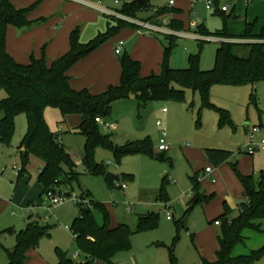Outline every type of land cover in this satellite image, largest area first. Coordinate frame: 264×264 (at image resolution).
<instances>
[{
    "label": "rangeland",
    "instance_id": "374dc122",
    "mask_svg": "<svg viewBox=\"0 0 264 264\" xmlns=\"http://www.w3.org/2000/svg\"><path fill=\"white\" fill-rule=\"evenodd\" d=\"M134 1L137 0H120L119 4H115L114 0H103L101 6L121 10L126 3ZM151 1V9L142 16L145 19L153 18L169 8V0ZM224 6H229V11L222 14L219 10ZM180 10L181 13H169L164 18L172 22L177 19L176 15H180L179 19L186 26L185 31L192 35L190 38L176 39L170 59V67L174 70L189 69L191 57L199 58L201 71L215 69L221 43L195 38L199 34H193L191 23L197 12L202 19L201 25L210 37L225 28L231 36L240 37L244 34L246 24H254L255 35H261L264 31V0H254L249 6L244 1L213 0L211 10L206 9V2L198 4L194 11L187 6ZM101 19L105 25L103 32L107 30L108 24L112 27L117 25L108 16L102 15ZM146 36L158 39L163 50L164 46L170 44L163 35ZM116 38L118 41L124 38L122 32ZM86 40L89 42L91 39ZM122 40L126 41V38ZM134 45L132 40L126 52L118 57L119 60L125 54L131 55ZM236 52L240 56L246 54L243 48ZM140 64L141 70L147 68L145 63ZM160 72L154 71V74L159 75ZM150 75H153L152 71L146 76ZM146 76L141 74L142 78ZM253 94L256 95V106L251 103ZM5 97V94H0V101ZM210 102L230 113L232 126H221L218 113L211 108H204L200 93L192 90L185 91L184 103L154 102L143 110H139L134 97L117 102L111 117L99 123L101 134L110 138L117 147L128 142L150 140L155 155L141 154L119 160L110 149L97 147L94 161L104 169L103 175L88 173L83 163L86 138L76 132L81 125V117L72 115L66 123H62L61 112L56 108H47L45 119L49 129L62 138V144L74 162L76 174L71 180V187L62 186L56 190V194L64 197L70 194V197L53 207H50L46 196L40 197L42 189L37 180L43 166L40 160L29 156V175L18 178L23 168L20 147L28 130L27 117L19 115L15 120V132L10 144L0 143V264H8L5 249L12 250L15 247L16 236L13 232L24 230L31 215L41 218L40 225L49 227L51 236L44 237L38 248L28 252L27 264H60L58 252L80 261L76 258L79 252L73 233L66 228L72 230L75 220L80 216V203L77 202L81 200L88 204L93 201L104 204L110 213L112 227L125 225L134 232L132 249L116 258L119 264H133L138 249L142 251L139 258L141 264H170L169 249H173L177 264L215 261L220 235V228L216 227L215 221L226 212V208H229L231 218H237L238 207L246 200L236 170L253 176L256 181L264 176V152L257 149L252 152L253 147L260 145L264 139V83L255 87L214 85L210 89ZM2 118L0 114V120ZM158 122L162 123V128L158 127ZM114 124L118 127L117 132L106 126ZM246 125H249V131H246ZM255 128L259 131L251 141V133ZM163 130L168 134L170 148L167 152L158 151ZM123 136L127 140H123ZM225 153L231 155L230 158H223ZM14 166L18 170L15 171ZM63 169L69 172L67 166ZM207 169L213 172L211 176L204 175ZM107 174L119 177L112 187L106 180ZM128 176H131V180H128ZM194 179L200 181L198 189L194 187ZM163 187L168 197L165 204L158 200ZM195 195H198V201L188 207ZM29 203L36 206L31 208ZM149 214L159 216L158 228L138 232V219ZM167 215L171 216L172 221L167 220ZM186 217L188 223L185 226ZM256 237L247 240L245 245H238L233 255H237V251L244 254L256 251V239L264 240L262 236ZM255 264H264V255Z\"/></svg>",
    "mask_w": 264,
    "mask_h": 264
},
{
    "label": "trees",
    "instance_id": "16d2710c",
    "mask_svg": "<svg viewBox=\"0 0 264 264\" xmlns=\"http://www.w3.org/2000/svg\"><path fill=\"white\" fill-rule=\"evenodd\" d=\"M39 4L40 2L27 9L18 10L12 0H0V94L6 95L0 101V114L3 115L0 120V143L10 144L15 132L16 118L25 115L28 130L20 147L23 168L18 176L22 178L27 174L29 156L42 161L44 167L39 173L38 183L43 186L44 195L50 191L56 193L57 188L62 186L71 187V180L76 177L72 158L66 152L60 137L51 132L46 122L47 108L58 109L62 115V123H66L67 118L72 115L81 117L82 122L76 132L86 138L83 163L88 173L103 175L104 169L94 161L97 147L110 149L119 160L141 154L155 155L150 140L128 142L117 147L110 138L101 134L99 123L111 117L113 106L117 102L134 97L139 110H143L154 102L184 103L185 91L192 90L200 93L204 108H211L218 113L221 126H232L230 113L211 104L212 86L219 84L255 87L264 83V31L261 35H255L254 24H246L244 34L240 37L231 36L227 28L212 36L247 41L242 44L221 43L216 55V66L212 71H201L198 57L190 58V68L187 70L172 69L170 59L178 37L165 36L170 44L164 46L159 75L142 78L141 64L131 55L125 54L120 58L122 75L119 85L110 86L100 95H93L87 89L74 90L70 85L68 72L76 63L115 39L125 29L137 28L123 20L112 18L117 25H109L106 33L100 34L88 44L81 43L80 29L77 28L71 33L70 51L66 55L49 63L44 48L41 58L33 56L29 64H19L7 51L8 30L11 27L24 29L31 26L28 16ZM151 7V0H137L126 3L117 11L126 17L153 23L162 22L160 20L169 13H179L175 8H168L153 18H141ZM220 13L225 14L221 11ZM168 27L176 32H185L184 23L177 20L170 22ZM197 33L210 37L202 25L198 27ZM239 48L245 49L244 56L237 54L236 50ZM256 100V95L253 94L251 103L255 106ZM230 156L228 153L222 155L225 159ZM64 166L69 168L68 173L64 171ZM236 175L244 189L246 200L241 205L237 218H231L230 210L226 208V212L216 220L220 224L217 260H202V264H255L264 255L262 247L252 251L250 256H233L234 249L238 245H244L247 240L245 231L264 233V176L256 181L253 176H245L237 170ZM127 178L131 180V176ZM193 184L197 189L200 186L197 179L193 180ZM159 199L168 202L165 187L161 190ZM80 208V216L75 220L71 231L79 253L86 259L83 264H115V259L120 254L131 251L134 232L125 225L112 228L110 213L104 204L93 201L88 205L80 204ZM158 226L159 216L149 214L139 218L137 231H152ZM13 233L16 236V245L12 250L6 249L8 264H26L28 252L37 248L44 237L50 236V229L37 222H29L24 230ZM169 251L170 263L177 264L173 249ZM58 257L60 264H77L63 252H58Z\"/></svg>",
    "mask_w": 264,
    "mask_h": 264
},
{
    "label": "crops",
    "instance_id": "0c3cea01",
    "mask_svg": "<svg viewBox=\"0 0 264 264\" xmlns=\"http://www.w3.org/2000/svg\"><path fill=\"white\" fill-rule=\"evenodd\" d=\"M85 1L89 2L90 4H93L94 6L98 5L97 0H85ZM38 2H40L39 6L28 16L29 21L32 22L31 26L24 29H15L11 27L8 30L7 51L19 64H23V65L29 64L31 61V57L33 56L36 58H41L44 48H45V56L49 63H52L56 59L66 55L70 51L71 33L77 28L80 29V41L83 44H88L96 37H98L100 34H104L108 30L109 24L107 25V30L103 32L105 29V25L101 19V16L104 14L92 6L90 7L85 6L81 3L70 0H12V4L18 10L27 9ZM186 6L188 7V9L191 7L190 0H180L176 3L175 7H177L176 9L179 10V13H181L182 10L180 9ZM100 7L102 6L100 5ZM180 17H181L180 15H176L177 18L176 20L183 22L179 19ZM160 21H165V20L162 19ZM181 33L186 34L187 32L185 31ZM122 34L124 38H121V40L119 41L117 38H115L107 42L105 45H103L101 48L93 52L91 55L76 63L69 70L68 76L70 78V85L74 90L81 91L87 89L93 95H100L106 92L110 86H117L120 84L122 69H121L120 60L118 58L119 56L115 54L117 44L120 41H123L125 43L124 52H126L127 49L126 47L129 45V43L132 40L134 41L135 45L132 47L131 57L140 63L141 62L145 63V65L147 66L146 69L143 68L141 70V74L143 76L144 74L145 76L146 75L148 76L150 71H152L153 74L154 71H158V73L160 72L161 70L160 64H162L163 62L164 50L159 44V40L150 36H146V34L137 35L136 30L133 29H125L122 32ZM186 35H191V34L187 33ZM125 38L126 41L122 40ZM86 39H91V40L87 42L88 40ZM114 126L116 125L114 124ZM111 130L117 132L118 127L116 126V129H111ZM246 131H249V125H246ZM60 139L62 141L61 137ZM122 139L127 140V137L123 136ZM42 165L43 166L39 170V173L44 167L43 162ZM212 173L206 174L205 171L204 175L211 176ZM241 174L245 176H251L246 173H241ZM27 175H29V171H27V174H25L22 178L26 177ZM213 183H215V180H213ZM40 186L42 189V193L40 197L42 198L43 196H45L44 188L41 184ZM240 186L242 188L243 197L246 198L241 183ZM160 201L164 204L167 203L164 202L163 200ZM28 206L32 208V206H36V205L29 203ZM240 207H238L239 213H240ZM40 220H41L40 217L31 215L27 220L26 226L28 225L29 222H37L40 224L41 222ZM167 220L172 221L168 219V215H167ZM215 225H216V221H215ZM42 227H47V226L44 225ZM216 227L220 228V225L219 226L216 225ZM112 228H116V227H112ZM66 229L68 231L69 230L71 231V229H69L68 227ZM247 232L249 233L246 234ZM244 236H246L247 240H251L252 238L253 239L258 238L256 236H262L264 238V233L259 234L253 231H245ZM256 241H258V245L255 246L256 250L264 247V240L256 239ZM218 250H219V241H218ZM250 253L251 252H247L244 254V252L242 251H237V255H233V256L235 257L247 256ZM141 256H142V251L138 249L135 252V256L133 257V264H141L139 261V258ZM76 258H79L80 261H75L70 258L68 259L72 260L74 263L77 264H83L86 260L85 257L80 253L76 255ZM28 260L29 259L27 258V262H29ZM215 261H211V262H215ZM115 264H119L116 261V259H115ZM121 264H125V263H121ZM199 264H202V261Z\"/></svg>",
    "mask_w": 264,
    "mask_h": 264
},
{
    "label": "built area",
    "instance_id": "2783aa9c",
    "mask_svg": "<svg viewBox=\"0 0 264 264\" xmlns=\"http://www.w3.org/2000/svg\"><path fill=\"white\" fill-rule=\"evenodd\" d=\"M70 1H75V2L81 3L85 6H89V7L90 6L95 7L96 9L101 11L104 15H106L110 18H116L119 20H123L127 23H130V24L136 26V28H137L136 34L137 35L160 34V35H165V36H175L178 38L179 37L180 38H185V37L190 38L192 36V35H186L184 33L171 30L168 27L169 23L166 20L162 21V22H158V23H153V22H149V21L132 19V18L126 17L124 15H121L117 10H114V9L102 8V7H100V5H101L103 0H97L98 1L97 6H94L93 4H90L89 2H87L85 0H70ZM114 1H115V4L120 3V0H114ZM237 1H244L247 6H249L250 4H252L254 2V0H237ZM204 2H206V9L211 10L212 6H213V0H190V6H191L192 11H194L196 9L198 4H202ZM175 6H176V0H169V8H175ZM220 11L223 13H227L229 11V6L222 7L220 9ZM201 22H202V19H201V16L199 15V12L195 13V18L193 19V21L191 23V31H193V34H197V29L199 26H201V24H202ZM195 38L198 40L215 41V42H219V43H236L237 42L234 40H229V39L227 40L224 38L204 37V36H199V35L195 36ZM124 47H125V43L123 41H120L117 44L115 54L117 56H120L124 52ZM157 125H158V127L162 128L161 122H158ZM106 126L110 129H116V126H114V125H106ZM258 131H259L258 128H255L253 130V133H251V141H252V139H254V134ZM161 137L162 138L160 140L158 151L159 152H167L170 147H169V144L167 143L168 134H167L166 130H163ZM254 149L261 150L262 152H264V139L262 140L260 145L253 147L252 152L254 151ZM14 170H18L17 166H14ZM211 173H212V171L210 169L206 170V174H211ZM123 187L125 188V186H123ZM45 196L47 198V202L50 204V207H53L55 205H59V204L65 202V200L70 197V196L64 197L62 194H56L55 192H52V191L45 194ZM77 203L88 205L87 201H85V200H81V202L79 201ZM48 209H50V208L48 207ZM168 219L171 220L170 215H168ZM216 225L219 226L220 224L218 222H216Z\"/></svg>",
    "mask_w": 264,
    "mask_h": 264
},
{
    "label": "water",
    "instance_id": "95a60500",
    "mask_svg": "<svg viewBox=\"0 0 264 264\" xmlns=\"http://www.w3.org/2000/svg\"><path fill=\"white\" fill-rule=\"evenodd\" d=\"M106 180L109 183V185L112 187L114 186L115 182H117L119 180V177L111 175V174H107L106 175ZM198 201V195H195L191 201L188 203V206H192L193 204H195ZM184 223L187 224L188 223V217L185 218Z\"/></svg>",
    "mask_w": 264,
    "mask_h": 264
}]
</instances>
